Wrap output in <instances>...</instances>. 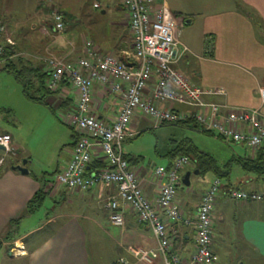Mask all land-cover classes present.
Returning <instances> with one entry per match:
<instances>
[{"label": "crops", "instance_id": "obj_1", "mask_svg": "<svg viewBox=\"0 0 264 264\" xmlns=\"http://www.w3.org/2000/svg\"><path fill=\"white\" fill-rule=\"evenodd\" d=\"M91 1L93 4V0ZM164 1L180 22L181 42L188 48L192 47L193 55L204 62L206 67L205 71L199 69L200 79L197 84L199 83L198 85L204 90L225 92V95H212L206 98L234 109L259 111L264 122V106L258 92L260 87H264V62L262 60L264 40L256 38L257 30L264 35L260 25V17L264 20V0H174V2L156 0V3L161 4ZM54 8L59 9L65 16V33L68 30L67 23L71 22V18L79 22L84 21L82 24L84 30L80 36L78 33L75 38H68L66 36L68 34L62 36L63 33L55 32L54 19L51 14V9ZM82 9L83 0H37L34 2L31 0H0V22L7 27L6 32L0 34V45L8 44L13 47L15 54L10 56L11 59L21 58L46 74L49 70L47 60L50 57L75 61L85 56V43L88 40L94 43L99 52L114 55L125 63L132 64L134 62V37L129 27L128 11L122 5L121 0H103L100 8L103 9L102 15H96L86 7ZM109 11H112L113 17L111 20H106L104 15ZM198 14L206 16V18L203 16L204 19L201 20L199 26L200 20L197 21L195 16ZM195 27H199L201 37H193ZM184 32L188 37V43L182 41ZM221 34L226 36L227 55L241 58L253 67L254 72L245 70L242 73L235 68L236 64H228L229 67L223 69L224 72L217 67L219 51L217 47L212 51L209 44L205 47L203 37L213 35L217 38ZM197 39L200 40V44L194 46L193 44H197ZM9 40L11 42H8ZM239 42L243 43L242 49L239 48ZM185 59L186 67H189L191 64L187 55L179 64L181 65ZM3 63L0 61V72L8 73L2 69ZM239 73H242L243 77L239 78ZM211 74L222 76L224 81L215 82ZM45 79L47 82L48 76ZM245 81H250L249 88L245 87ZM242 94H244L245 101L235 97ZM46 100L51 105L54 114L59 117V121L69 128V131L62 130L60 142L62 148L53 166L31 167L33 154L27 149H25L26 152H23V149L21 152L22 146L17 145L19 141L15 139L14 134L0 128V132L9 133L12 136V144L18 150L16 158L8 157L6 162L0 166V241L2 242L0 252L6 250L11 255L12 262L19 260L22 264H91L87 246L88 236L89 232L97 230L108 235L112 241L110 249L117 254V259L113 264L121 258L128 260L129 264H164L161 259L154 263H146L135 255V252L139 250L154 248L156 240L152 230L139 221L131 208L124 207L123 226L112 223L111 212L106 204L108 196L114 189H107L100 184L90 191H71L56 183L57 174L72 158L74 147L80 137L78 131L62 120L63 116L74 110L77 93L71 83L63 81L57 92ZM26 102L32 103L33 101L27 100ZM121 102L122 98L112 92L109 84H97L94 87L92 110L100 118L109 122L114 121L121 108ZM31 103L24 104L29 106L28 104ZM177 108L188 110L180 106ZM4 115L0 113V119ZM150 124L152 125L150 117L138 113L126 130L127 138L142 134V131L148 129ZM236 145L242 146L245 154L250 152L246 145ZM1 151L0 158L5 155L4 151ZM124 155L127 160L130 158L129 163L136 172L146 197L155 203L159 197L155 170L159 166L149 168L143 165L142 156L128 154L125 148ZM100 162L96 161L94 164L98 166L102 163ZM172 162L167 166H160L169 167ZM18 165H23L29 173L24 174L13 168ZM188 169L189 167L184 171H189ZM242 180L246 189L264 192V185L254 176L246 173L237 179V181ZM41 191L45 195L41 208L47 199L57 204V207L62 205V208L54 212L52 217H47L44 225L36 228L32 226L28 232L22 234L21 227L25 219L33 216L40 208L29 214L28 204ZM203 194L204 192L193 197L192 195H179L177 192V203L182 218L178 222L168 223V230L173 235V250L185 258H189L195 250L197 209ZM220 197L217 203L221 201L223 211L228 210L229 203L233 202L236 206L250 212L242 222V234L244 240L256 250L260 259L264 260V203L261 205L254 204L256 202L240 203L223 194ZM13 221L19 222L12 226ZM216 221L217 217H215V229L219 225ZM86 222L89 223L86 224ZM10 229L20 235L17 254L9 251L7 246L11 242L4 240Z\"/></svg>", "mask_w": 264, "mask_h": 264}, {"label": "built area", "instance_id": "obj_2", "mask_svg": "<svg viewBox=\"0 0 264 264\" xmlns=\"http://www.w3.org/2000/svg\"><path fill=\"white\" fill-rule=\"evenodd\" d=\"M102 1L94 0V8L100 9ZM121 3L128 11L134 37L132 64L99 52L89 40L85 43V56L75 61L57 57L47 60L48 89L57 91L63 81L75 88V108L62 120L80 133L72 158L57 174L56 183L71 191H90L100 184L114 189L106 204L112 223L123 226V211L127 206L152 230L156 240L154 248L135 252L139 260L154 263L161 259L164 264H213L218 261L212 246L216 203L220 195L240 203H264V192L234 187L225 189L221 179L214 177L197 209L195 250L185 258L173 250V235L168 230V223L182 218L177 203L181 172L195 161L183 155L176 157L169 167L156 168L159 197L154 203L146 197L136 172L124 155L126 130L138 113L150 117L154 128L194 119L202 131L217 133L230 143L246 145L254 156L256 151L264 148V122L259 111L234 109L208 100V96L225 95V92L202 89L178 67L189 48L181 42L180 22L165 1L157 4L156 0H121ZM52 16L55 32L64 33V14L54 8ZM6 30V25L0 22V34ZM3 47L0 45V53ZM97 84H109L112 92L122 98L121 108L112 122L100 118L92 110ZM258 92L264 106V87ZM179 106L188 110H179ZM0 146L5 153L0 158L2 166L7 156L17 155V150L8 133L0 132ZM96 161H101L104 166L95 168ZM118 264L129 262L121 258Z\"/></svg>", "mask_w": 264, "mask_h": 264}, {"label": "rangeland", "instance_id": "obj_3", "mask_svg": "<svg viewBox=\"0 0 264 264\" xmlns=\"http://www.w3.org/2000/svg\"><path fill=\"white\" fill-rule=\"evenodd\" d=\"M31 1L34 2L37 0ZM168 1L174 2V0ZM85 7L91 9L96 15H102L103 9H94L91 0H83L82 10H84ZM52 12L53 10L51 9V14ZM104 16L106 20H111L113 17L112 11H109ZM195 16L197 17V21L200 20L198 26L200 25L201 20L206 18L205 15L198 14ZM82 19L84 20L83 17ZM70 20L71 22L67 23L68 30L66 33L64 32L62 36H64V34H68L66 35L68 38H75L78 36V33L80 36L81 32L84 30V25H82L84 21L79 22L73 20L72 18ZM260 25L264 31V20L261 17ZM257 31L256 38H259L261 41H263L264 35H262L260 31ZM195 36H197V38L201 37V33H199V27H195L193 29V37ZM187 38L188 37L184 32L182 41L184 40L188 43L189 40ZM225 40L226 36L223 34L217 38L213 35H206L203 37V44L205 47H207V44H209V48L212 51L216 47L219 51V54L217 55V60H219V63L216 64L217 67L222 72H224L223 69L229 67L228 64H236L235 68L239 69L242 73L245 72V70L254 72L253 67L250 64L242 61L241 58L227 55ZM196 42L197 44H193L194 46L200 44V40L198 41L197 39ZM235 44L238 43L235 42ZM242 47L243 43L239 42V48L242 49ZM189 48L190 49L186 55L190 58L191 65L186 67L187 61L185 59L181 62V65L178 64V67L184 71V73L193 83L197 84V81L200 79L198 76L200 74L199 69H204L205 71L206 67L204 66V62L197 59L193 55L194 49L190 46ZM262 60L264 62V56L262 57ZM183 62L185 64H182ZM242 73H239V78L243 77ZM211 76L217 83L224 81L223 77L220 75L211 74ZM244 85L245 87L249 88L251 86L250 81H245ZM243 95L244 94L235 97L239 98V100L245 101ZM26 99L27 98L22 93L21 85L15 81L14 77L9 73L0 72V108L5 107V109H7L6 111L10 110V112H4L5 119L4 117H1L0 128L10 131L14 134L15 139L19 141V144L17 145L21 144L20 146H22L21 152L22 149L23 152H26L25 149H27L33 154V164L31 167L38 166L46 168L48 166H53L57 159L56 156L59 154L62 148L60 145L62 140V130L69 131V128L59 121V117L54 114V111H52L49 106L33 102H26L28 100ZM24 103L31 104H28L29 106H27ZM185 140L190 141L199 150L210 154L221 166L225 165L235 154H245V150L242 146H238L234 143L226 141L225 139H221L216 133L208 134L202 130L193 128V124L191 127H187L180 123L166 124L158 128H154L150 124L148 125V129L142 131V134L132 138H126L124 142V148L128 154L142 156V164L148 166L149 168H153L160 165L167 166L169 163H171L174 158L170 155V152L179 147L180 144ZM1 152L2 151L0 150V154ZM17 155L13 157L7 156L6 160L8 157L14 159L17 157ZM188 170L189 171H183L181 174L182 182L178 192L179 195H192L193 197H196L209 188L214 176L211 172L199 174L195 173L197 169L193 164L189 166ZM188 172H191V184L186 186L183 183V178ZM243 174L245 175L246 172H244L239 165L233 164L231 182L234 186L244 184L243 180L237 181L238 177L241 178ZM221 181L223 185L227 183V180L225 179H222ZM220 203L221 201L217 203L215 210V217H217L216 222L219 225L216 229L214 228L212 246L213 251L218 255V261L213 264H240L241 262H244L245 264H264V260L260 259L256 250H254V248H252L250 244L244 240L242 234V222L246 215H248L250 212L236 206L233 202L229 203L228 210L223 211V207ZM254 204L261 205L262 203L256 202ZM61 206L57 207V204H55L50 199H47L44 202L42 208L40 207L33 216L25 219V223L21 227L22 234L28 232L32 226H35L36 228L38 226L44 225L47 217H52L54 212L62 208ZM88 223L89 222H86V224ZM19 237L20 235H17L16 240L7 246L9 247V251L13 254H17L18 252L17 244ZM111 244L112 241H110V237L108 235L100 233L97 230L89 232L87 246L91 264H113L117 259V254H114L113 250L110 249ZM0 264L22 263L19 262V260L12 262L11 255H9L6 250H2L0 252Z\"/></svg>", "mask_w": 264, "mask_h": 264}, {"label": "trees", "instance_id": "obj_4", "mask_svg": "<svg viewBox=\"0 0 264 264\" xmlns=\"http://www.w3.org/2000/svg\"><path fill=\"white\" fill-rule=\"evenodd\" d=\"M14 53L13 47L6 44L3 47V51L0 53V61H3L2 69L11 74L15 80L21 85L24 96L33 102L43 103L48 105L51 109V105L47 102V98L57 91H51L46 86L45 77L48 76L46 73L40 72L32 64H28L24 62L21 58L11 59ZM53 110V109H52ZM10 112V110L6 111L5 109L0 108V113ZM183 126L191 127L193 124V128L198 130L200 126L194 119H189L182 123ZM191 125V126H190ZM208 134H215L213 132L204 131ZM219 137L223 139L220 135ZM170 155L173 158L179 156H189L192 158L195 163L194 166L197 170H200V173L211 172L213 176L219 179L227 180V183L223 185L225 189L234 187L237 189H246L245 184L234 186L231 182V174L233 164L239 165L244 172L254 176L260 183L264 185V148L256 151L254 156H251L250 152L244 155H234L225 165L220 166L216 160L208 153H205L199 150L195 145H193L190 141H183L179 147L170 152ZM128 158V157H127ZM130 162V158H128ZM101 163V162H100ZM95 168H100L104 166V164H93ZM255 190V189H253ZM257 191V190H256ZM262 192V191H261ZM45 198L44 192H38V194L29 202L28 204V212L32 214L35 212L43 203ZM19 221H13L12 226L18 224ZM18 233L10 229L4 237V240L7 242H13L16 240ZM0 248H2V242L0 241ZM115 264H118L116 262Z\"/></svg>", "mask_w": 264, "mask_h": 264}, {"label": "water", "instance_id": "obj_5", "mask_svg": "<svg viewBox=\"0 0 264 264\" xmlns=\"http://www.w3.org/2000/svg\"><path fill=\"white\" fill-rule=\"evenodd\" d=\"M0 150H4V148L0 146ZM24 164H26V161H24ZM13 168L16 169V170H18V171H21L24 174H28L29 173L28 169H26L23 165H18V166H15ZM195 173L199 174L200 173V170H196ZM190 176H191V172H188L185 175V177L183 178V183L186 186H189L191 184V182H190ZM240 264H245V263L244 262H241Z\"/></svg>", "mask_w": 264, "mask_h": 264}]
</instances>
